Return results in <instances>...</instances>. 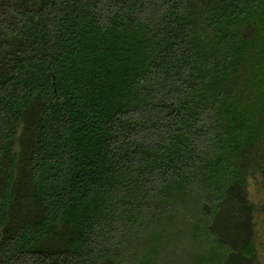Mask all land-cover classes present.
<instances>
[{
	"label": "trees",
	"instance_id": "1",
	"mask_svg": "<svg viewBox=\"0 0 264 264\" xmlns=\"http://www.w3.org/2000/svg\"><path fill=\"white\" fill-rule=\"evenodd\" d=\"M258 174L264 0H0V264H254Z\"/></svg>",
	"mask_w": 264,
	"mask_h": 264
},
{
	"label": "rangeland",
	"instance_id": "2",
	"mask_svg": "<svg viewBox=\"0 0 264 264\" xmlns=\"http://www.w3.org/2000/svg\"><path fill=\"white\" fill-rule=\"evenodd\" d=\"M248 198L254 207L252 217L253 239L256 244L257 257L254 264H264V176L256 175L251 177L247 186ZM239 216V214L235 215ZM228 218V217H227ZM238 217L229 218L225 222L229 234L234 233L238 226Z\"/></svg>",
	"mask_w": 264,
	"mask_h": 264
}]
</instances>
